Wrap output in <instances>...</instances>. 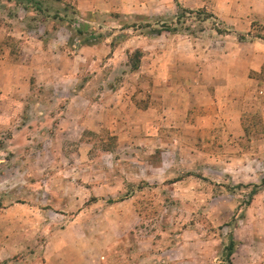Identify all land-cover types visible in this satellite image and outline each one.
<instances>
[{
    "label": "rangeland",
    "instance_id": "1",
    "mask_svg": "<svg viewBox=\"0 0 264 264\" xmlns=\"http://www.w3.org/2000/svg\"><path fill=\"white\" fill-rule=\"evenodd\" d=\"M0 59V264H264V0H0Z\"/></svg>",
    "mask_w": 264,
    "mask_h": 264
},
{
    "label": "crops",
    "instance_id": "2",
    "mask_svg": "<svg viewBox=\"0 0 264 264\" xmlns=\"http://www.w3.org/2000/svg\"><path fill=\"white\" fill-rule=\"evenodd\" d=\"M43 66V65H42ZM47 66V64H46ZM21 67H22V64H13L12 62H8L6 59L2 60L0 59V83L1 82H4L6 85L10 84V79L11 78H14L15 81L18 80L20 82V79L22 77L21 75ZM28 82L26 81V79H23L22 78V84H21V89L19 91H17L15 89V87L13 86L12 90H14V94H11L12 96H16L17 93L19 92H27V88L29 87ZM12 96H5L4 93H0V98H4V97H7V98H11ZM110 108V107H109ZM112 108H110L111 110ZM235 255V259H234V262L235 264H242L240 263L241 262V256H240V253L236 252L234 253ZM245 258H248L249 260H245L244 261V264H256V260L254 261V256H247Z\"/></svg>",
    "mask_w": 264,
    "mask_h": 264
},
{
    "label": "trees",
    "instance_id": "3",
    "mask_svg": "<svg viewBox=\"0 0 264 264\" xmlns=\"http://www.w3.org/2000/svg\"><path fill=\"white\" fill-rule=\"evenodd\" d=\"M189 11L190 10H188V9L180 8L179 9V12L175 16L176 23L181 22V20L183 18H185L186 13H188ZM163 30H166V31L171 32V33H175L178 29H177V27H171L170 25H161L158 29H155L156 34H161V32ZM240 38L242 39V37H240ZM139 54H140V51L139 50H137L134 53V61H133L132 65H131L133 69H136L138 67V65H139V58H140V55ZM263 184H264V178L262 179L261 184L259 186L258 185H255V189H253L254 190V194L258 192V190L260 189V187ZM256 188H257V190H256ZM235 244H236L235 243V239L231 235L229 237L228 244L224 248L225 251H226V262H227V264H233L232 261H231V255L234 252Z\"/></svg>",
    "mask_w": 264,
    "mask_h": 264
}]
</instances>
